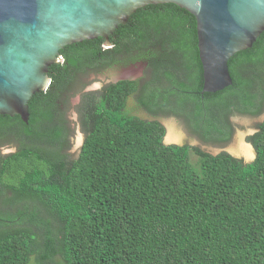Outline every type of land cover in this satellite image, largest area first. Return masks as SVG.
Here are the masks:
<instances>
[{
    "label": "trees",
    "instance_id": "trees-1",
    "mask_svg": "<svg viewBox=\"0 0 264 264\" xmlns=\"http://www.w3.org/2000/svg\"><path fill=\"white\" fill-rule=\"evenodd\" d=\"M106 41L61 51L51 85L29 102L28 123L0 115V145H21L0 151V264H264V123L251 138L257 158L246 164L164 145L165 128L128 108L138 81L71 90L79 75L148 62L140 104L154 111L176 94L174 112L190 104L193 129L227 141L231 129L217 128L216 112L224 120L260 113L264 33L230 60L233 85L205 94L197 20L188 10L146 6L110 36L109 48ZM76 91L87 136L71 159L61 106Z\"/></svg>",
    "mask_w": 264,
    "mask_h": 264
},
{
    "label": "water",
    "instance_id": "water-1",
    "mask_svg": "<svg viewBox=\"0 0 264 264\" xmlns=\"http://www.w3.org/2000/svg\"><path fill=\"white\" fill-rule=\"evenodd\" d=\"M157 4H175L196 17L201 93L233 85L229 62L264 33V0H0V115L28 123L29 102L51 85L49 70L63 62L62 50L100 37L110 47L120 25ZM244 136L240 133L245 143ZM229 153L246 164L257 158Z\"/></svg>",
    "mask_w": 264,
    "mask_h": 264
},
{
    "label": "rangeland",
    "instance_id": "rangeland-1",
    "mask_svg": "<svg viewBox=\"0 0 264 264\" xmlns=\"http://www.w3.org/2000/svg\"><path fill=\"white\" fill-rule=\"evenodd\" d=\"M124 67L116 68L118 70L124 71V72L121 71L122 73H116V70L113 71V69L110 70V72H112L114 75L120 74L121 76H119L118 79L135 80L139 78L142 79L144 82H148L152 77L151 69L148 62H142L136 65H130ZM110 77L111 75L103 74V72L97 75H91V77L87 75L84 76V78L82 79L81 85L82 84L85 85L84 89L88 87L89 90H93V92H99L111 81L109 80ZM118 79L116 78L115 81ZM76 92L72 93L65 101H63V105L61 106V112L64 114V119L67 121V126L72 130V134L70 137H71V143L73 142V146L72 148L69 147L67 149V153L69 151V157L71 159L75 158L78 155L82 146V142L87 136L86 132H84L82 128L81 117L79 113L82 105L81 99H83V97L78 91ZM136 97L137 95L133 96L130 99L129 101L130 105L135 104ZM228 117L231 127L235 129V133L233 135L232 140L228 141V143H225L222 146H216L214 144L202 142V140L200 138H197L198 136L195 135L192 130L187 129L183 126L181 127L180 124L178 125V127H179V131L184 133V135H186L190 139V142L192 144L197 146L200 145L203 151H208V152L210 151L211 153L216 155L224 154V151L230 152L229 149L234 146L233 145L231 147L230 145L240 141V133H245L244 136L245 144L251 145V138L256 131L258 118L252 117L250 115H244L239 112L231 113V115ZM171 127L172 126H170L169 128ZM168 134L169 131L166 135V142H167ZM20 147H21L20 143L12 139L6 145H0V151L2 155H8L18 151ZM255 151L252 149L253 155L251 158H253V160L255 158L254 156H257V154H255ZM239 157L244 158L245 156L244 157L239 156Z\"/></svg>",
    "mask_w": 264,
    "mask_h": 264
},
{
    "label": "flooded vegetation",
    "instance_id": "flooded-vegetation-1",
    "mask_svg": "<svg viewBox=\"0 0 264 264\" xmlns=\"http://www.w3.org/2000/svg\"><path fill=\"white\" fill-rule=\"evenodd\" d=\"M197 35H198V33H197ZM199 57H200V55H199ZM63 62H64V59H63ZM110 70H112V69H109V70L103 72V74L111 75V77L109 78V80H111V81L107 85L115 83V79L116 78L118 79V77L121 76L120 74L114 75L112 72H110ZM115 70H116V73L124 72L122 70H118V69L114 68L113 71H115ZM49 73H50V71H49ZM84 75L85 74L79 75L78 81H76L74 84L71 85V90H73V88L76 89L79 85H81L82 79L84 78L83 77ZM49 76H50V74H49ZM89 76L91 77V73H89ZM118 80H120V81H122V80H132V81H138L139 82V88H138V91L136 92L137 97H136V100H135V104L134 105H130L129 104L128 108H129L130 112L132 113V115H135V116L141 118L142 120L149 121V122H158L159 124H161L165 128V131H166L164 139H163V143L166 141V135H167V133H168V131L170 129L169 127L172 126L174 128L175 132L180 135V140H178L177 142H170V143H172V146H189L191 148H196V149H200L201 151H203V149L200 147V145L197 146V145L192 144L190 142V139L186 135H184V133L179 131V127H178L179 124H180L181 127L183 126V127L187 128V129L192 130L193 133L198 136L197 138H200L202 140V142H205V143L214 144L216 146H222L223 144L228 143V141L232 140L233 135L235 133V129L233 127H231L230 121H229V117H227L224 120V117L221 116L222 114L219 113V112H216V117H215V120H214L216 125L218 126L217 128H223L225 126V124H228V126H229L228 129H231V137H230L229 140L223 141V140L217 139V138L206 139L205 137H203L201 134H198L193 129V125H192L193 124L192 123L193 119L191 117H189V115H188L192 111V106L190 104L186 105L183 108L182 114H177V112L173 111L174 108H177V107H175L176 99H175V96H174L176 94L173 95L171 93V95H170L168 93V102L164 103L165 105L157 106L156 110L151 111V110L147 109L145 106L141 105L140 104V100H139V97L141 95V91L143 90V87L146 85V82H144L142 79H139V78L135 79V80L134 79H118ZM51 82H52V80H51ZM159 88H163V86H160ZM64 89H66V87ZM160 91L163 92V93H166L165 89H162ZM91 92H93V90H89L88 87H86L84 89V93L85 94H88V93H91ZM65 99H66V97H64L63 100H65ZM81 101H82V103L84 102L83 99H81ZM159 102L160 101H157V103H159ZM259 107L261 108L260 109V113H257L255 115H250L252 117L258 118L257 125H256V131H255L254 135H256L260 131V127L264 123V99L259 102ZM236 112L237 111H235L233 113H236ZM85 139L82 142L81 149H82V147L84 145ZM251 144L253 146V150L254 151L256 150L255 154L258 155L257 149L254 146L252 141H251ZM72 146H73V142L71 143V138H70V146L69 147L72 148ZM81 149H80V151H81ZM203 152H206L208 154H212L214 156H217L216 154H213L210 151L209 152L208 151H203ZM79 154H80V152L78 153V155ZM224 154H228L229 155L230 153L228 151H224Z\"/></svg>",
    "mask_w": 264,
    "mask_h": 264
},
{
    "label": "bare ground",
    "instance_id": "bare-ground-1",
    "mask_svg": "<svg viewBox=\"0 0 264 264\" xmlns=\"http://www.w3.org/2000/svg\"><path fill=\"white\" fill-rule=\"evenodd\" d=\"M180 140V135L177 134L174 130V128L169 129V134L167 137V142H177ZM234 145V146H233ZM232 148L229 149V151L233 154H237L240 156H245L246 158L252 157V148L250 145H247L243 142V137L240 138V141L235 142L234 144L230 145Z\"/></svg>",
    "mask_w": 264,
    "mask_h": 264
}]
</instances>
